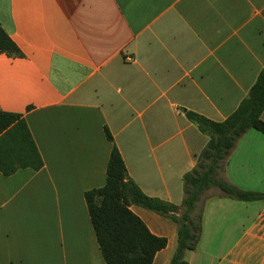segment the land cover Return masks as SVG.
<instances>
[{
  "label": "crops",
  "instance_id": "0c3cea01",
  "mask_svg": "<svg viewBox=\"0 0 264 264\" xmlns=\"http://www.w3.org/2000/svg\"><path fill=\"white\" fill-rule=\"evenodd\" d=\"M0 26L24 54H0V111L22 115L44 162L0 171V264H106L85 194L105 186L114 146L146 196L181 206L209 141L185 111L225 121L264 69V0H0ZM223 179L264 194L261 132ZM218 194L199 204L187 264H264V201ZM130 209L167 239L153 264H170L177 225Z\"/></svg>",
  "mask_w": 264,
  "mask_h": 264
},
{
  "label": "trees",
  "instance_id": "16d2710c",
  "mask_svg": "<svg viewBox=\"0 0 264 264\" xmlns=\"http://www.w3.org/2000/svg\"><path fill=\"white\" fill-rule=\"evenodd\" d=\"M0 54L10 58L24 57L1 26ZM263 112L264 69L247 97L225 121L216 122L185 111L187 119L209 141L197 156L196 166L183 176L181 206L146 196L129 178L125 162L114 146L105 186L85 194L91 223L106 264H153L157 253L167 247V239L152 234L130 209L132 205L168 218L177 225V247L170 264H187L186 253L196 250L201 240L204 203L199 204L209 190L216 188L219 197L236 201H264L263 193L241 190L223 179L238 141L252 129L264 135ZM106 135L112 141L108 130ZM43 167V159L22 115L0 111V171L9 177L21 169L39 171Z\"/></svg>",
  "mask_w": 264,
  "mask_h": 264
}]
</instances>
